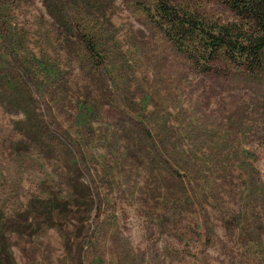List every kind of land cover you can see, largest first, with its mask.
Here are the masks:
<instances>
[{"label": "rangeland", "instance_id": "374dc122", "mask_svg": "<svg viewBox=\"0 0 264 264\" xmlns=\"http://www.w3.org/2000/svg\"><path fill=\"white\" fill-rule=\"evenodd\" d=\"M156 2L0 0V264H264V72L178 49Z\"/></svg>", "mask_w": 264, "mask_h": 264}, {"label": "trees", "instance_id": "16d2710c", "mask_svg": "<svg viewBox=\"0 0 264 264\" xmlns=\"http://www.w3.org/2000/svg\"><path fill=\"white\" fill-rule=\"evenodd\" d=\"M227 8L235 18L224 24L205 22L196 13L173 6L170 0H157L152 9L169 41L189 56L198 54L206 61L222 57L250 73L264 72V0H228ZM84 49L87 55L97 57L88 40Z\"/></svg>", "mask_w": 264, "mask_h": 264}]
</instances>
